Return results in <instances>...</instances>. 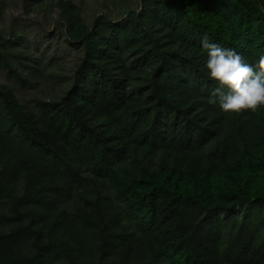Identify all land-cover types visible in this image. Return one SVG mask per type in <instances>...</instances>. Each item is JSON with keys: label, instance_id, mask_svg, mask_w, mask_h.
I'll use <instances>...</instances> for the list:
<instances>
[{"label": "trees", "instance_id": "16d2710c", "mask_svg": "<svg viewBox=\"0 0 264 264\" xmlns=\"http://www.w3.org/2000/svg\"><path fill=\"white\" fill-rule=\"evenodd\" d=\"M118 5L56 0L81 50L59 93L0 82V264H264V107L224 112L201 46L255 65L264 0ZM22 40L0 32V71L35 86Z\"/></svg>", "mask_w": 264, "mask_h": 264}, {"label": "rangeland", "instance_id": "374dc122", "mask_svg": "<svg viewBox=\"0 0 264 264\" xmlns=\"http://www.w3.org/2000/svg\"><path fill=\"white\" fill-rule=\"evenodd\" d=\"M90 23L99 13L118 17L119 0H73ZM56 0H4L0 9V32L7 37L12 31L23 36V50L40 68L38 84L21 87L0 71V82L11 87L21 102L41 97L49 92L59 93L71 77L80 55V48L69 45L57 16ZM29 9V11H27ZM58 72L57 80L50 74ZM59 88V89H58ZM49 95V94H48Z\"/></svg>", "mask_w": 264, "mask_h": 264}, {"label": "clouds", "instance_id": "9594fccd", "mask_svg": "<svg viewBox=\"0 0 264 264\" xmlns=\"http://www.w3.org/2000/svg\"><path fill=\"white\" fill-rule=\"evenodd\" d=\"M201 46L207 53L209 78L218 85L214 95L219 96L224 112L239 114L264 107V55L250 65L234 50L210 43L207 37L201 40Z\"/></svg>", "mask_w": 264, "mask_h": 264}]
</instances>
